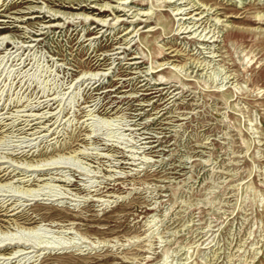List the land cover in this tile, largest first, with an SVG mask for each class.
Listing matches in <instances>:
<instances>
[{
    "label": "rangeland",
    "instance_id": "374dc122",
    "mask_svg": "<svg viewBox=\"0 0 264 264\" xmlns=\"http://www.w3.org/2000/svg\"><path fill=\"white\" fill-rule=\"evenodd\" d=\"M0 108V264H264V0H0Z\"/></svg>",
    "mask_w": 264,
    "mask_h": 264
},
{
    "label": "bare ground",
    "instance_id": "6f19581e",
    "mask_svg": "<svg viewBox=\"0 0 264 264\" xmlns=\"http://www.w3.org/2000/svg\"><path fill=\"white\" fill-rule=\"evenodd\" d=\"M122 2H125V1H122ZM144 13H146V11L144 12ZM148 13V12H147ZM2 38V37H1ZM4 38V37H3ZM4 40V39H3ZM1 41H2V39H1ZM5 41V40H4ZM3 42V41H2ZM93 75H94V73H93ZM1 109V108H0ZM27 139V138H26ZM34 169H36V168H29V170H34ZM5 176V175H4ZM20 205V204H19ZM7 245V244H6ZM61 248H63V247H61ZM18 250V249H17ZM23 251V250H22ZM21 251V252H22ZM13 252H15V251H13ZM12 252V253H13ZM24 252V251H23ZM26 252V251H25ZM31 252V251H30ZM43 252V251H42ZM16 253V252H15ZM40 254H42V253H40ZM23 255V254H22ZM24 256V255H23ZM3 257V256H2ZM2 257H0V258H2ZM30 257V256H29ZM10 257H3V260H5V259H9ZM11 258H12V255H11ZM32 259V258H31ZM34 259V258H33ZM1 262H3V261H1ZM9 262V261H8ZM3 264V263H2Z\"/></svg>",
    "mask_w": 264,
    "mask_h": 264
}]
</instances>
